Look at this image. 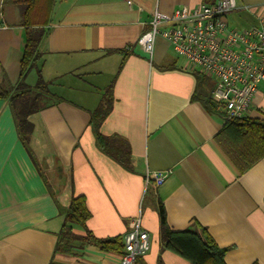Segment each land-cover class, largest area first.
<instances>
[{"label": "crops", "instance_id": "obj_1", "mask_svg": "<svg viewBox=\"0 0 264 264\" xmlns=\"http://www.w3.org/2000/svg\"><path fill=\"white\" fill-rule=\"evenodd\" d=\"M214 1L55 0L39 46L42 77L55 95L66 74L74 86L110 72L114 105L99 131L128 142L132 169L96 145L89 120L100 99L83 105L48 98L30 117V141L43 136L49 145L43 162L50 176H62L53 190L0 99V264H119L121 253L80 239L56 249L72 196H82L90 213L83 226H73L78 237L89 230L123 239L130 221L140 219L150 248L134 264H190L164 247L161 208L170 230H204L225 249L226 264H264V158L239 173L214 142L225 123L224 111L207 102L215 80L176 56L160 36L151 54L136 44L155 11L171 14ZM236 2L229 15L242 24L232 25L228 15L231 26H253L264 17V0ZM4 15L0 0V85L7 87L18 80L26 33L20 11L13 22ZM244 116L264 120V83ZM156 171L170 173L162 185H146L147 173Z\"/></svg>", "mask_w": 264, "mask_h": 264}, {"label": "trees", "instance_id": "obj_2", "mask_svg": "<svg viewBox=\"0 0 264 264\" xmlns=\"http://www.w3.org/2000/svg\"><path fill=\"white\" fill-rule=\"evenodd\" d=\"M54 3L55 0H2L3 6L12 5L19 8V26L23 27L26 33L18 80L14 85L7 87L0 85V99L8 103L18 137L24 146L30 142L33 130L30 117L44 108V99L52 96L49 83L43 79L38 62L41 58L39 46L49 33L47 27ZM32 70L36 71L37 79L31 86L26 83V77ZM207 102L211 106L217 105L210 98ZM113 105V83L111 82L105 87L100 101L90 113L89 125L93 129L98 149L130 171L132 168L128 142L118 135L106 136L99 131ZM214 142L234 168L239 173H244L264 158V120L245 116L226 120L214 136ZM89 217L90 213L86 208L84 198L72 196L58 234L56 249L62 250L70 241L80 239L84 244L122 254L124 244L121 237L102 239L89 230H85L79 237L75 235L73 226H83ZM160 224L162 239L165 242L164 247L190 264H226L225 249L218 247L204 230L201 232L170 230L162 208L160 209Z\"/></svg>", "mask_w": 264, "mask_h": 264}, {"label": "built area", "instance_id": "obj_3", "mask_svg": "<svg viewBox=\"0 0 264 264\" xmlns=\"http://www.w3.org/2000/svg\"><path fill=\"white\" fill-rule=\"evenodd\" d=\"M237 9L236 0H215L171 14L154 12L150 28L137 39V46L151 54L155 39L164 38L173 53L215 80L209 98L224 111L225 121L243 117L259 84L264 83V17L248 27H233L227 16ZM170 171L148 172L146 185H162ZM119 264H134L145 255L150 239L139 218L129 223L123 237Z\"/></svg>", "mask_w": 264, "mask_h": 264}, {"label": "rangeland", "instance_id": "obj_4", "mask_svg": "<svg viewBox=\"0 0 264 264\" xmlns=\"http://www.w3.org/2000/svg\"><path fill=\"white\" fill-rule=\"evenodd\" d=\"M4 12H5L4 20L6 22H13L16 19H19V8L17 6H12V5L4 6ZM228 19L232 25L240 26V24H242V22L238 21L239 19L236 15H233V16L229 15ZM104 76L103 77L95 76V78L88 77L85 81H81V83L77 81L74 86H69L67 84L69 82L67 81H71L69 78L70 74H66L60 80L61 86L57 85V87L53 88V91L55 90V95L51 93L52 96H49L48 98L51 100H56L58 98L64 99V100L67 99V100L74 101L78 104H83L82 103L84 102L83 100L89 101V99H92V98L93 100H97L98 102V100L101 99V96L103 94L105 87L109 84L111 80L110 72L106 73V75ZM36 79H37L36 71L32 70L29 72V75L26 81L27 83L32 85L34 82H36ZM48 98L44 99L43 106H46V104L49 102L47 100ZM86 104L87 103H84L83 105H86ZM37 137H41L40 134ZM48 147L49 145L46 139L43 138V136H42V139H39L36 141L35 140L30 141V143L28 144V150L32 158L36 162V165L40 169V172L44 176L47 184L50 186V188L55 190L58 187V185L62 184V181L60 179L62 176H59L57 173H54L55 176L53 177L49 175L47 163L43 162L44 159L41 157L43 156V153L46 150H48ZM55 169H58V168L56 166H53L52 170H55ZM50 178L54 181H52ZM147 194L148 193L146 192V190H144V195H147Z\"/></svg>", "mask_w": 264, "mask_h": 264}]
</instances>
